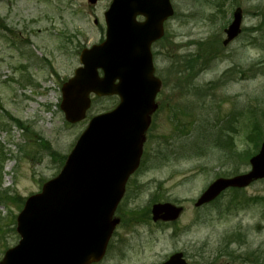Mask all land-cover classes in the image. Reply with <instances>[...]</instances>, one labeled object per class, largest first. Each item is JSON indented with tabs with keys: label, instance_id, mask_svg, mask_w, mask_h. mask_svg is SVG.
<instances>
[{
	"label": "rangeland",
	"instance_id": "rangeland-1",
	"mask_svg": "<svg viewBox=\"0 0 264 264\" xmlns=\"http://www.w3.org/2000/svg\"><path fill=\"white\" fill-rule=\"evenodd\" d=\"M110 1L0 0V21L29 42L16 50L0 37V193L7 194L0 259L19 240L14 218L23 200L59 173L89 119L117 104L115 96L93 98L73 125L59 109L61 85L79 66L80 50L104 39ZM171 3L174 16L152 48L158 108L118 206L120 222L96 264H160L177 251L190 264H257V256L264 260V180L193 204L215 178L246 172L264 136V0ZM237 6L241 33L224 46ZM162 202L183 206L176 221L151 220V206Z\"/></svg>",
	"mask_w": 264,
	"mask_h": 264
},
{
	"label": "water",
	"instance_id": "water-1",
	"mask_svg": "<svg viewBox=\"0 0 264 264\" xmlns=\"http://www.w3.org/2000/svg\"><path fill=\"white\" fill-rule=\"evenodd\" d=\"M172 13L169 0H112L105 13L106 40L81 52L82 67L61 87L60 109L66 121L75 123L89 108L90 93L117 94L120 103L91 119L60 173L26 199L16 218L21 239L0 264H91L103 257L118 223L113 213L139 164L144 132L155 109L160 82L153 76L150 45L162 36V22ZM137 15L144 16V22H136ZM240 23L238 9L224 44L238 35ZM250 163L249 173L214 181L195 206L227 187H244L264 177V140ZM181 210L170 203L154 205L153 220L173 221ZM162 264L187 263L176 253Z\"/></svg>",
	"mask_w": 264,
	"mask_h": 264
},
{
	"label": "trees",
	"instance_id": "trees-1",
	"mask_svg": "<svg viewBox=\"0 0 264 264\" xmlns=\"http://www.w3.org/2000/svg\"><path fill=\"white\" fill-rule=\"evenodd\" d=\"M28 77V76H26ZM10 120L19 128V129H24L26 132H29V130L23 126V123L20 122L19 120L15 119V118H10ZM7 197L6 193H0V202L4 203L5 202V198Z\"/></svg>",
	"mask_w": 264,
	"mask_h": 264
}]
</instances>
